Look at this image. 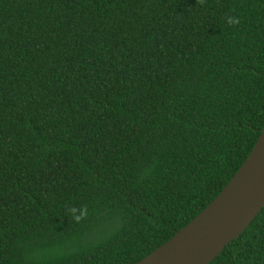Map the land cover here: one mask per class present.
<instances>
[{"label": "trees", "instance_id": "1", "mask_svg": "<svg viewBox=\"0 0 264 264\" xmlns=\"http://www.w3.org/2000/svg\"><path fill=\"white\" fill-rule=\"evenodd\" d=\"M263 127L264 0H0V264L140 261ZM209 264H264V208Z\"/></svg>", "mask_w": 264, "mask_h": 264}, {"label": "water", "instance_id": "2", "mask_svg": "<svg viewBox=\"0 0 264 264\" xmlns=\"http://www.w3.org/2000/svg\"><path fill=\"white\" fill-rule=\"evenodd\" d=\"M264 208V127L218 196L167 242L133 264H209Z\"/></svg>", "mask_w": 264, "mask_h": 264}, {"label": "clouds", "instance_id": "3", "mask_svg": "<svg viewBox=\"0 0 264 264\" xmlns=\"http://www.w3.org/2000/svg\"><path fill=\"white\" fill-rule=\"evenodd\" d=\"M230 22H232V21H230Z\"/></svg>", "mask_w": 264, "mask_h": 264}]
</instances>
